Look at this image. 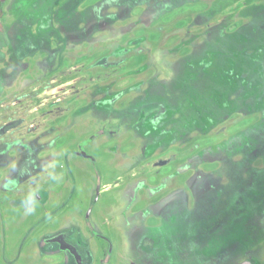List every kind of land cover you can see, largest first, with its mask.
<instances>
[{"label": "rangeland", "instance_id": "obj_1", "mask_svg": "<svg viewBox=\"0 0 264 264\" xmlns=\"http://www.w3.org/2000/svg\"><path fill=\"white\" fill-rule=\"evenodd\" d=\"M0 4V264L264 247V0Z\"/></svg>", "mask_w": 264, "mask_h": 264}, {"label": "flooded vegetation", "instance_id": "obj_2", "mask_svg": "<svg viewBox=\"0 0 264 264\" xmlns=\"http://www.w3.org/2000/svg\"><path fill=\"white\" fill-rule=\"evenodd\" d=\"M254 207H256V206L254 205ZM255 212L257 213V215L260 216L257 218L259 220H261L258 222L259 226H257V228L260 229V234L262 235L259 237L258 242L263 241L260 243L262 245L264 243V216H263L264 212H263V214H260V213L258 214V210ZM259 212H261V211H259ZM245 235H246V233H242L241 237L238 238V241H237L238 246H237L236 252H239L240 254L241 253L245 254V256L248 258V261L243 260L241 262H237L236 264H261V263L264 264V247L249 245L250 239L245 237ZM65 238H66V236H65ZM67 238H70V237H67ZM67 238H66V241H67ZM97 238L98 239H104V240L110 242V240L102 238V237L101 238L97 237ZM64 239H60L61 244L59 242V245H58L59 249L61 248V249H63V251L65 250L64 248L69 250V252L67 251V252L63 253L64 254L63 264H94L93 260L87 259V258L83 257L82 255H80L79 252L77 251V249H75L73 246H71L70 244L65 242ZM245 239H246V241H244ZM77 241H78L79 245L82 246L81 239L77 238ZM53 242H57V241H53ZM109 244L111 245V242ZM243 244L245 245V247L241 248L240 246ZM73 251H75V253L77 254L78 257H75L73 255V253H72ZM112 251L113 250L111 248V252ZM113 256H114V253H113ZM108 260H111V255H110V258ZM101 263L106 264L105 261H101Z\"/></svg>", "mask_w": 264, "mask_h": 264}, {"label": "trees", "instance_id": "obj_3", "mask_svg": "<svg viewBox=\"0 0 264 264\" xmlns=\"http://www.w3.org/2000/svg\"><path fill=\"white\" fill-rule=\"evenodd\" d=\"M3 2H5V0H2V4H3ZM0 6H1V4H0Z\"/></svg>", "mask_w": 264, "mask_h": 264}]
</instances>
